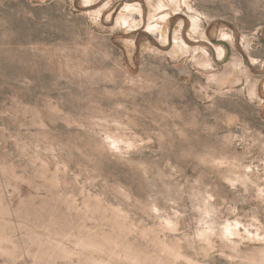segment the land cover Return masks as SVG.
Listing matches in <instances>:
<instances>
[{
  "label": "rangeland",
  "instance_id": "1",
  "mask_svg": "<svg viewBox=\"0 0 264 264\" xmlns=\"http://www.w3.org/2000/svg\"><path fill=\"white\" fill-rule=\"evenodd\" d=\"M0 264H264V0H0Z\"/></svg>",
  "mask_w": 264,
  "mask_h": 264
}]
</instances>
